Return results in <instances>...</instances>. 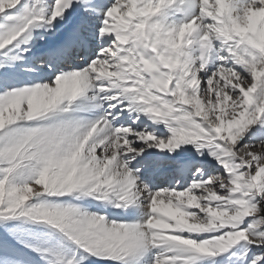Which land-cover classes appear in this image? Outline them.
Masks as SVG:
<instances>
[{"label": "snow or ice", "instance_id": "snow-or-ice-1", "mask_svg": "<svg viewBox=\"0 0 264 264\" xmlns=\"http://www.w3.org/2000/svg\"><path fill=\"white\" fill-rule=\"evenodd\" d=\"M0 264H264V0H0Z\"/></svg>", "mask_w": 264, "mask_h": 264}]
</instances>
